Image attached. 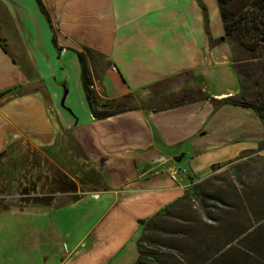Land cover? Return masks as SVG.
Here are the masks:
<instances>
[{
	"label": "crops",
	"instance_id": "obj_1",
	"mask_svg": "<svg viewBox=\"0 0 264 264\" xmlns=\"http://www.w3.org/2000/svg\"><path fill=\"white\" fill-rule=\"evenodd\" d=\"M41 1L49 19L35 0H0L5 48L0 45V94L5 92L0 95V153L26 140L44 150L50 162L75 151L90 160L109 186L91 196L109 192L113 201L100 223L53 258L56 264H128L125 251L131 253L132 238L138 234L137 242L141 235L139 221L179 200L191 182L217 171L211 166L219 163H212L210 174L196 177L194 163L201 153L223 150L240 138L259 143L264 126L250 109L215 108L208 99L241 93L217 0ZM74 51L85 57L99 104L114 103L126 111L95 120L84 92L80 114L69 99L63 103L76 114L75 121L61 109L57 90L46 81L56 79L58 70L73 69L82 86ZM67 82L61 79L63 86ZM223 110L235 112L241 122L256 120L257 135H231L223 141ZM185 144L194 153L189 155L193 163L188 162L187 175L173 180L166 167L180 168L174 160ZM56 194L61 197L48 205L10 210L29 213L36 206L47 215L74 207L86 196L68 190ZM57 230L58 224L50 223L45 232L57 236ZM136 259L137 251L133 263Z\"/></svg>",
	"mask_w": 264,
	"mask_h": 264
},
{
	"label": "rangeland",
	"instance_id": "obj_2",
	"mask_svg": "<svg viewBox=\"0 0 264 264\" xmlns=\"http://www.w3.org/2000/svg\"><path fill=\"white\" fill-rule=\"evenodd\" d=\"M253 1L233 0L229 8L238 12ZM229 43L244 97L251 98L252 96L247 95L252 93L264 98V41L255 46L253 51L246 50L237 39L230 40ZM64 77L68 78L65 86L61 83ZM46 83H51L50 90H57L59 106L75 121L76 114L71 113L63 104L65 99H69L74 104L76 113L83 111V89L75 71L58 70L56 79L50 77ZM235 115V112L223 110V141L231 135H257L253 128V124H258L256 120L245 123L237 120ZM261 138V141L264 140V136ZM256 145L258 142L251 138H240L237 142L223 145V150H211L206 155L202 152L194 163L198 169L196 177L202 178L210 174V164L226 163L233 153L240 154L241 150L254 149ZM182 149L180 155H185L174 165L187 171L188 162L193 163L191 156L194 153L187 144ZM259 154L264 156V151ZM45 155L44 150H37L28 141L21 140L19 146L7 150L0 158V264H46L43 263L45 257L51 253L52 257L47 264H56L57 258L53 257L70 248L95 223H100L111 206L114 198L112 193L91 196L92 193L109 190V186L85 156L75 151L62 157V160L50 162ZM253 176H244L243 182L248 186L255 185ZM205 180L207 181L204 182ZM204 181L199 182H204L199 199L172 207V215L163 220L166 232L148 233V238L176 248L182 253L186 264H195L194 260L198 258L200 251L211 253L221 244L223 249L206 264H258L251 257L264 241V223L256 226L254 213L264 212V192H244L228 166L217 170ZM50 187L54 188L52 195L48 194ZM64 190L75 194L78 191L80 196H86L74 207L52 209L51 212L46 210L47 215L38 213L36 206L29 213L21 214L10 210L35 203L48 205L61 197L56 192ZM69 199L73 198L68 197L67 200ZM249 200L253 201V211L249 208L247 211L254 227L250 229V233L237 238L238 232L247 227L239 210L242 205L247 207ZM234 208L239 210L232 211ZM50 223L58 224L57 236L45 232ZM137 237L138 234L130 242L132 252L125 251L128 264L135 260ZM153 248L159 251L162 249L158 244Z\"/></svg>",
	"mask_w": 264,
	"mask_h": 264
},
{
	"label": "trees",
	"instance_id": "obj_3",
	"mask_svg": "<svg viewBox=\"0 0 264 264\" xmlns=\"http://www.w3.org/2000/svg\"><path fill=\"white\" fill-rule=\"evenodd\" d=\"M233 0H217L219 7V14L223 24V31L225 37L230 41L237 39L242 43L246 50L253 51L255 46L259 45L264 41V0H254L250 3L248 7L235 12L229 8ZM40 12L48 18V15L44 9L41 0H35ZM205 12V9L202 7ZM206 15V14H204ZM206 21V16H205ZM54 41V40H53ZM0 45L5 50L3 40L0 39ZM80 63L81 71L80 77L83 87V92L85 100L92 117L95 120H100L107 118L109 116L126 111L124 108H120L114 103H108L105 105H100L98 102L97 95L95 93L92 79L90 76L89 69L86 65L85 57L82 52H75ZM241 84V83H240ZM241 87V93L238 96H230L223 98L221 100H215L212 98L210 101L215 108L222 105H232L237 107H243L252 110L255 115L260 120L261 124L264 126V98L255 94H248L247 96L251 98L244 97ZM1 93L0 95L4 94ZM207 98V97H205ZM264 151V140L258 143L255 150H245L242 151L238 157L234 160L223 164H216L211 166L212 171L219 170L224 166H228L229 170L232 171L235 181L243 189L244 192H264V156L260 155L259 152ZM6 153V150L0 153V158ZM254 175L253 186H248L243 182L244 176ZM205 179V178H204ZM204 179L198 182H191L189 190L182 196L179 200L166 206L162 211L157 212L148 220H140L139 223L142 225L141 235L136 242L137 259L133 264H186L182 253L178 252L176 248H171V246L156 243L155 240L148 238V233H164V219L171 216L172 213L170 209L176 206L178 203L191 202L195 199H199L201 195L203 184L207 180ZM203 183H199L202 182ZM252 185V184H251ZM250 201V200H249ZM253 201L247 203V207L243 206L237 209L234 208L232 211L239 210L243 217V221L246 224V229L244 231L238 232V237H242L246 233H250V229L254 227L252 225L253 221L247 209L252 210ZM253 211V210H252ZM254 223L256 226L264 223V212L261 214L254 213ZM161 246L162 249L155 250L153 247ZM223 249V244L219 248L215 249L211 253L208 251H200L198 258L194 260L195 264H206L211 259L215 258V255ZM254 260L258 264H264V241L259 249L254 250L252 253ZM252 259V260H253ZM217 260H215V263Z\"/></svg>",
	"mask_w": 264,
	"mask_h": 264
},
{
	"label": "built area",
	"instance_id": "obj_4",
	"mask_svg": "<svg viewBox=\"0 0 264 264\" xmlns=\"http://www.w3.org/2000/svg\"><path fill=\"white\" fill-rule=\"evenodd\" d=\"M166 172L173 180L179 176L187 175V171L184 168H175L172 164L166 167Z\"/></svg>",
	"mask_w": 264,
	"mask_h": 264
},
{
	"label": "water",
	"instance_id": "obj_5",
	"mask_svg": "<svg viewBox=\"0 0 264 264\" xmlns=\"http://www.w3.org/2000/svg\"><path fill=\"white\" fill-rule=\"evenodd\" d=\"M181 158H182V155H180V156H179L178 158H176L174 161H175L176 163H178V162H180Z\"/></svg>",
	"mask_w": 264,
	"mask_h": 264
}]
</instances>
